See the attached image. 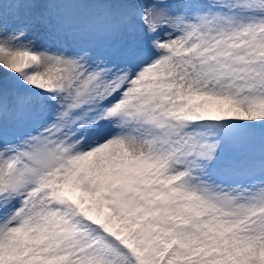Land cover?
Wrapping results in <instances>:
<instances>
[{
	"label": "snow or ice",
	"instance_id": "obj_1",
	"mask_svg": "<svg viewBox=\"0 0 264 264\" xmlns=\"http://www.w3.org/2000/svg\"><path fill=\"white\" fill-rule=\"evenodd\" d=\"M0 264H264V0H0Z\"/></svg>",
	"mask_w": 264,
	"mask_h": 264
}]
</instances>
